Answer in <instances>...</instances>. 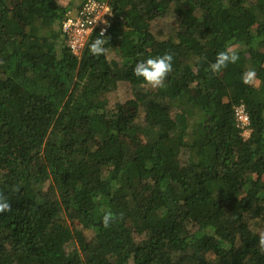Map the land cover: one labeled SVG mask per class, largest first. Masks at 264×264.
Returning a JSON list of instances; mask_svg holds the SVG:
<instances>
[{"label":"trees","instance_id":"trees-1","mask_svg":"<svg viewBox=\"0 0 264 264\" xmlns=\"http://www.w3.org/2000/svg\"><path fill=\"white\" fill-rule=\"evenodd\" d=\"M88 2L110 8L107 52L95 31L77 58L60 28ZM165 53V87L144 86L136 64ZM0 193V264H264V0H0Z\"/></svg>","mask_w":264,"mask_h":264},{"label":"clouds","instance_id":"clouds-1","mask_svg":"<svg viewBox=\"0 0 264 264\" xmlns=\"http://www.w3.org/2000/svg\"><path fill=\"white\" fill-rule=\"evenodd\" d=\"M59 6L61 5L59 4ZM75 15H76L75 11L69 12L66 19L68 17H74ZM60 31H61V28H60ZM105 31L106 30H102L99 33L98 37L94 41H92V43L89 45V51L95 57L105 55L107 52L105 44L108 43V40L105 38ZM61 35L65 41V46L70 51V53L74 57L80 58L82 51L84 50L88 42V39L80 47V49L74 53L70 44H68V40L62 34V32H61ZM238 60H239V55H238L236 46L228 45L226 46L225 50L217 54L215 62L209 65L208 71H210L214 75L219 74L224 69H226L229 64H235ZM172 65H173V56L169 53H165L161 56H158L155 58H149L145 61H141L137 63L134 68V75L137 78H142L144 82V86L146 87H150L152 89L163 88L165 87V81H166L167 76L173 70ZM241 79H242L243 84L251 85L256 79L255 70H248L244 72L242 74ZM11 210H12L11 205L8 202L7 197H5L2 193H0V214L10 212ZM115 219L116 217L113 215L112 212L110 211L105 212L102 217L103 226L105 228L110 227ZM258 246H259L260 252L264 253V234H261Z\"/></svg>","mask_w":264,"mask_h":264},{"label":"built area","instance_id":"built-area-1","mask_svg":"<svg viewBox=\"0 0 264 264\" xmlns=\"http://www.w3.org/2000/svg\"><path fill=\"white\" fill-rule=\"evenodd\" d=\"M110 8L107 4L88 2L80 13L74 17H68L61 25V32L68 40L74 53L97 31L107 30L110 23ZM234 115L238 125L243 128L249 124V117L243 106L235 108Z\"/></svg>","mask_w":264,"mask_h":264},{"label":"rangeland","instance_id":"rangeland-1","mask_svg":"<svg viewBox=\"0 0 264 264\" xmlns=\"http://www.w3.org/2000/svg\"><path fill=\"white\" fill-rule=\"evenodd\" d=\"M71 0H57V2L61 6H67L70 3ZM176 18L172 15L166 16L165 19H159L156 21L151 22L150 25V31L152 32L153 35L156 36V33H161L163 36L167 37L169 35H172L174 31L177 29V24H176ZM165 37H160L161 39ZM107 57L109 60L115 59V55L112 53H108ZM254 83V82H253ZM252 83V84H253ZM109 98V105L108 109H114L117 104L123 105L126 101L131 100L132 97V91L129 85L127 84H120L118 85L116 91L108 96ZM143 112H140L139 115V121L142 123V118L144 114ZM174 114V112H172ZM186 158V154H182L181 159L184 161ZM256 231L259 233H264V227L262 225L256 224L255 227ZM88 241L92 240L94 237V233L91 232H86ZM177 258V256H175Z\"/></svg>","mask_w":264,"mask_h":264}]
</instances>
